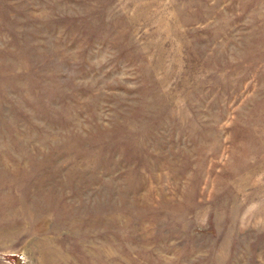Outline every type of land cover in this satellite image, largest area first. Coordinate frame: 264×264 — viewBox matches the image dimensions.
Here are the masks:
<instances>
[{"label": "rangeland", "instance_id": "rangeland-1", "mask_svg": "<svg viewBox=\"0 0 264 264\" xmlns=\"http://www.w3.org/2000/svg\"><path fill=\"white\" fill-rule=\"evenodd\" d=\"M0 264H264V0H0Z\"/></svg>", "mask_w": 264, "mask_h": 264}]
</instances>
